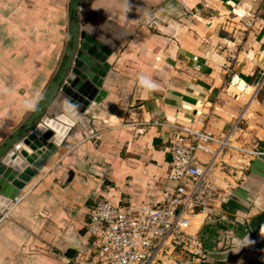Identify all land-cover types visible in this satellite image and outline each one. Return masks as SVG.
Wrapping results in <instances>:
<instances>
[{
  "label": "crops",
  "instance_id": "0c3cea01",
  "mask_svg": "<svg viewBox=\"0 0 264 264\" xmlns=\"http://www.w3.org/2000/svg\"><path fill=\"white\" fill-rule=\"evenodd\" d=\"M68 2L0 0V143L61 61ZM243 7L258 15L252 29L228 20ZM79 9L111 49L103 94L78 116L62 94L48 109L75 125L1 215L0 264H68L70 250L91 242L86 223L99 201L138 204L160 193L175 130L156 121L192 124L264 152V0H85ZM209 173L217 194L191 216L206 252L199 264L264 260L249 248L264 232V153L225 151Z\"/></svg>",
  "mask_w": 264,
  "mask_h": 264
},
{
  "label": "built area",
  "instance_id": "2783aa9c",
  "mask_svg": "<svg viewBox=\"0 0 264 264\" xmlns=\"http://www.w3.org/2000/svg\"><path fill=\"white\" fill-rule=\"evenodd\" d=\"M228 20L247 30L256 25L258 15L244 7L234 8ZM155 124L175 130L162 191L138 204H124L110 195L99 201L86 223L91 242L75 248L68 264H199L206 259L203 243L190 226L191 216L208 208L217 194L209 173L212 165L225 151L245 158L264 152L192 124ZM212 145L216 148L211 149ZM198 151L209 153L211 160L203 163ZM21 198L17 196L11 205Z\"/></svg>",
  "mask_w": 264,
  "mask_h": 264
},
{
  "label": "water",
  "instance_id": "95a60500",
  "mask_svg": "<svg viewBox=\"0 0 264 264\" xmlns=\"http://www.w3.org/2000/svg\"><path fill=\"white\" fill-rule=\"evenodd\" d=\"M83 1L69 0L68 35L61 61L26 118L0 143V218L61 141L56 142L57 133L48 121L66 128L65 133L75 125V120L64 112L47 115L56 97L62 94L67 110L78 116L103 94L100 88L110 68L106 57L111 49L102 28L80 21L79 7ZM21 141L31 147V153L20 148ZM249 248L259 256L264 253L263 231L256 234ZM253 264H264V260H255Z\"/></svg>",
  "mask_w": 264,
  "mask_h": 264
},
{
  "label": "bare ground",
  "instance_id": "6f19581e",
  "mask_svg": "<svg viewBox=\"0 0 264 264\" xmlns=\"http://www.w3.org/2000/svg\"><path fill=\"white\" fill-rule=\"evenodd\" d=\"M48 125H49V127L52 130H55V132L57 133L55 140H56V142H59L62 139V137H63V135L65 133L66 128H63L62 126H60L58 123H56L54 121H48ZM22 148H24L25 150H27L29 153L32 152L31 151V147L28 146V145H23ZM263 258H264V256H263Z\"/></svg>",
  "mask_w": 264,
  "mask_h": 264
},
{
  "label": "trees",
  "instance_id": "16d2710c",
  "mask_svg": "<svg viewBox=\"0 0 264 264\" xmlns=\"http://www.w3.org/2000/svg\"><path fill=\"white\" fill-rule=\"evenodd\" d=\"M218 264H220V263H218Z\"/></svg>",
  "mask_w": 264,
  "mask_h": 264
}]
</instances>
